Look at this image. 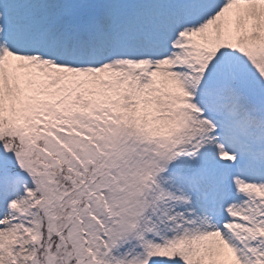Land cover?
Listing matches in <instances>:
<instances>
[{
  "label": "snow or ice",
  "instance_id": "obj_1",
  "mask_svg": "<svg viewBox=\"0 0 264 264\" xmlns=\"http://www.w3.org/2000/svg\"><path fill=\"white\" fill-rule=\"evenodd\" d=\"M0 264H264V0H0Z\"/></svg>",
  "mask_w": 264,
  "mask_h": 264
}]
</instances>
